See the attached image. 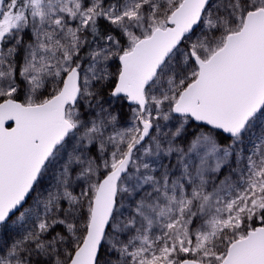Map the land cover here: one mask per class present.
I'll use <instances>...</instances> for the list:
<instances>
[{
  "label": "snow or ice",
  "instance_id": "6c2138e0",
  "mask_svg": "<svg viewBox=\"0 0 264 264\" xmlns=\"http://www.w3.org/2000/svg\"><path fill=\"white\" fill-rule=\"evenodd\" d=\"M0 264H264V0H0Z\"/></svg>",
  "mask_w": 264,
  "mask_h": 264
},
{
  "label": "water",
  "instance_id": "95a60500",
  "mask_svg": "<svg viewBox=\"0 0 264 264\" xmlns=\"http://www.w3.org/2000/svg\"><path fill=\"white\" fill-rule=\"evenodd\" d=\"M197 123H199V122H197ZM9 126H14L13 122H9Z\"/></svg>",
  "mask_w": 264,
  "mask_h": 264
},
{
  "label": "rangeland",
  "instance_id": "374dc122",
  "mask_svg": "<svg viewBox=\"0 0 264 264\" xmlns=\"http://www.w3.org/2000/svg\"><path fill=\"white\" fill-rule=\"evenodd\" d=\"M125 111H127V107H125Z\"/></svg>",
  "mask_w": 264,
  "mask_h": 264
}]
</instances>
